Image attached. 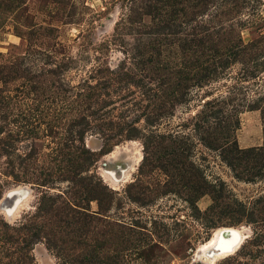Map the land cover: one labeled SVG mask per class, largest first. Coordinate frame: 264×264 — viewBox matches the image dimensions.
I'll use <instances>...</instances> for the list:
<instances>
[{
  "label": "rangeland",
  "instance_id": "374dc122",
  "mask_svg": "<svg viewBox=\"0 0 264 264\" xmlns=\"http://www.w3.org/2000/svg\"><path fill=\"white\" fill-rule=\"evenodd\" d=\"M264 264V0H0V264Z\"/></svg>",
  "mask_w": 264,
  "mask_h": 264
},
{
  "label": "water",
  "instance_id": "95a60500",
  "mask_svg": "<svg viewBox=\"0 0 264 264\" xmlns=\"http://www.w3.org/2000/svg\"><path fill=\"white\" fill-rule=\"evenodd\" d=\"M246 236L240 229L225 228L218 232L215 241L205 251L197 253V256L203 255L208 262L211 263L216 257L226 255L225 257L234 254L240 247ZM211 238L209 239V241ZM207 241V243L209 242Z\"/></svg>",
  "mask_w": 264,
  "mask_h": 264
},
{
  "label": "bare ground",
  "instance_id": "6f19581e",
  "mask_svg": "<svg viewBox=\"0 0 264 264\" xmlns=\"http://www.w3.org/2000/svg\"><path fill=\"white\" fill-rule=\"evenodd\" d=\"M218 232H219V231H217V232L213 235V237L211 238V240H210L208 243H206L204 246H202V247L198 250V253L201 252V251H205L207 248H209V246H211V244H213V242L215 241V238H216ZM225 256H226V255H220V256L216 257V258H215L211 263H209V264H213L218 258H220V257H225ZM227 256H228V255H227ZM200 258H201L202 262H204V263H207V262H208V260H207L203 255H201Z\"/></svg>",
  "mask_w": 264,
  "mask_h": 264
}]
</instances>
